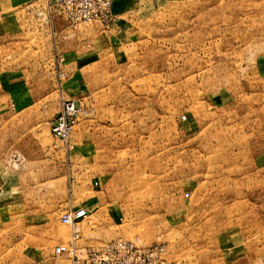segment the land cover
Masks as SVG:
<instances>
[{
  "label": "rangeland",
  "instance_id": "374dc122",
  "mask_svg": "<svg viewBox=\"0 0 264 264\" xmlns=\"http://www.w3.org/2000/svg\"><path fill=\"white\" fill-rule=\"evenodd\" d=\"M44 6L0 0V264H72L53 251L70 204L88 210L82 250L123 237L168 264H264V0H130L71 149L50 131L71 99L56 74L69 37ZM76 152L82 172L17 171Z\"/></svg>",
  "mask_w": 264,
  "mask_h": 264
},
{
  "label": "built area",
  "instance_id": "2783aa9c",
  "mask_svg": "<svg viewBox=\"0 0 264 264\" xmlns=\"http://www.w3.org/2000/svg\"><path fill=\"white\" fill-rule=\"evenodd\" d=\"M43 1L49 20L51 21L55 11H59L71 30L89 21L109 25L115 18L112 13V0ZM57 76L61 79L64 73L57 69ZM79 112L80 108L75 101L61 98L59 110L52 120L51 134L66 149L73 147L71 134ZM87 215L88 212L83 206H70L60 214L59 220L72 229L71 239L66 243H58L53 250L54 255H66L72 264H168L163 258V246L140 245L123 237L110 239L97 248L79 249L76 243L79 238L78 225Z\"/></svg>",
  "mask_w": 264,
  "mask_h": 264
},
{
  "label": "crops",
  "instance_id": "0c3cea01",
  "mask_svg": "<svg viewBox=\"0 0 264 264\" xmlns=\"http://www.w3.org/2000/svg\"><path fill=\"white\" fill-rule=\"evenodd\" d=\"M129 2L130 0H112V13L115 18L110 23L111 32H106L103 27H100L101 24L96 22L95 29L89 35L80 36V33H77L73 36L69 33L71 29L61 13L55 11L52 15L50 23L54 27L56 33L62 38L69 37L67 42L64 41L67 44L62 48L56 65V74L57 69L64 73L62 77L64 80L59 81L61 95L71 97L75 103L79 102L78 104L80 105L82 103L80 101L88 93L90 83L100 78L101 73H99L98 70L101 69V63L107 59L116 61L117 58L122 56L121 51L125 45V37L129 30L127 21L121 14H124L122 11L126 9ZM43 3L45 4L44 1ZM43 8L44 12H46L45 6ZM26 96L29 98L28 93H26ZM20 106H22L21 103ZM71 141L75 144V140L72 136ZM36 155V157L39 158L35 160L33 158L31 161L26 160V166L22 164L24 171H22L23 169L17 171L82 172V162L85 158L83 153L78 154L77 152L72 156H58L57 158H55V155L51 154ZM70 206L75 205L70 204L68 207H65L64 210ZM80 206L85 207L84 205Z\"/></svg>",
  "mask_w": 264,
  "mask_h": 264
}]
</instances>
